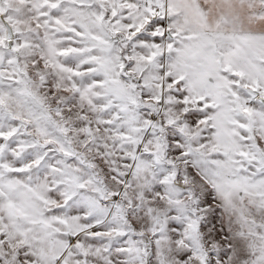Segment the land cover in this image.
I'll return each instance as SVG.
<instances>
[{
    "label": "snow or ice",
    "instance_id": "1",
    "mask_svg": "<svg viewBox=\"0 0 264 264\" xmlns=\"http://www.w3.org/2000/svg\"><path fill=\"white\" fill-rule=\"evenodd\" d=\"M0 264H264V0H0Z\"/></svg>",
    "mask_w": 264,
    "mask_h": 264
}]
</instances>
